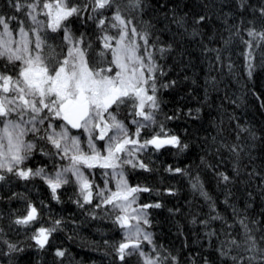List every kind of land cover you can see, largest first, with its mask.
Returning a JSON list of instances; mask_svg holds the SVG:
<instances>
[{"label": "snow or ice", "instance_id": "6c2138e0", "mask_svg": "<svg viewBox=\"0 0 264 264\" xmlns=\"http://www.w3.org/2000/svg\"><path fill=\"white\" fill-rule=\"evenodd\" d=\"M234 3L240 25L232 28L237 46H244L240 55L251 78L257 57L264 68V0ZM6 6L12 11L0 12V190L16 181L35 188L39 180L56 204L71 191L69 200L82 214L110 221L119 233L118 240L103 242L110 264H179L151 231L150 210L163 205L147 201L163 193L147 180L129 181L138 170L157 171L150 165L164 150L175 149L177 155L190 147L166 123L175 115L159 119L161 93L177 81H165L167 72L159 63L172 45L158 47L150 30L139 27L144 0H6ZM209 6L214 0L205 8ZM186 16L174 17L178 27L184 28ZM210 19L205 13L195 23ZM199 34L192 29V37ZM232 43L230 36L222 49L205 48L216 53L214 59L223 67L222 52ZM227 68L233 71L231 63ZM210 83L206 81V95ZM237 129V140L240 132L249 131ZM220 147L239 155V144ZM164 171L189 177L192 190L210 199L200 177L190 176L187 168L169 165ZM218 175L230 181L224 172ZM143 194H149L146 200ZM9 199L24 201L11 211L9 227L23 229L33 242L29 247L43 251L51 247L54 234L65 230L66 219L57 217L45 200L34 203L23 193ZM232 214L239 212L233 208ZM211 221H221L219 229L205 233L224 237L215 247L220 264H264V235L257 241L245 219L228 224L224 217L210 215L201 223L208 228ZM0 246V257L9 256L10 264L12 254L26 250L8 239L3 227ZM66 251L57 247L54 256L63 258Z\"/></svg>", "mask_w": 264, "mask_h": 264}, {"label": "trees", "instance_id": "16d2710c", "mask_svg": "<svg viewBox=\"0 0 264 264\" xmlns=\"http://www.w3.org/2000/svg\"><path fill=\"white\" fill-rule=\"evenodd\" d=\"M0 3L3 5L0 11L9 8L6 0H0ZM209 3L210 0H144L145 7L138 17L139 27L150 30L151 39L158 47L172 45V50L159 63L167 72L163 79L176 80L177 84L161 93L159 119L175 115L176 119L166 123L190 147L177 155L172 154L175 149L164 150L150 165L157 171L145 173L138 170L130 175L129 181L147 180L163 193L147 201L163 205L160 209L150 210L151 231L160 245L178 257L179 264H205V258L209 264H220L215 247L224 237L220 235L217 239L205 233L219 229L221 221H211L208 228L201 223L210 215H220L228 224L245 219L257 241L264 235V223H253L264 222V108L261 107L264 102V68L257 57L253 61L256 65L253 76H247L244 57L240 55L244 46H237L235 29L232 28L240 25L234 0H214V6L205 8ZM205 13L211 19L197 25L195 20ZM185 14L184 28L178 27L174 17ZM193 28L200 33L196 37L191 36ZM230 36L233 43L222 52L221 67L214 59L216 53L207 51L205 46L222 49L223 41ZM245 39H248L246 35ZM229 63L233 65L232 72L227 68ZM206 81L212 82L207 85V95ZM256 95L262 99L258 101ZM237 125L249 130L240 132L239 140ZM249 133H255L258 139H252ZM213 137H216L215 141ZM221 144H239V155L221 148ZM169 165L187 168L190 176L198 175L210 199L192 190L189 177L164 171ZM219 172L228 175L230 181L221 180ZM25 183L16 181L0 190V213L3 214L0 227L4 228L9 240L26 249L23 253L12 254L11 264H110V258L105 255L109 249L103 242L120 238L110 221L82 214V210L69 200L71 191L61 197L63 203L56 204L50 200L41 181L34 182L35 188L32 183L25 187ZM169 189L175 194L169 195ZM14 193H23L34 203L43 199L57 217L66 219L65 230L54 234L51 247L43 251L29 247L33 242L25 231L16 226L9 227L11 211L20 209L24 203L9 199ZM148 195L143 194L142 199L146 200ZM210 205L214 206V211ZM233 208L239 212L238 216H233ZM169 209L173 212L170 213ZM193 219L196 223L192 222ZM57 247L67 250L65 257L54 256ZM0 264H10V257H0Z\"/></svg>", "mask_w": 264, "mask_h": 264}, {"label": "rangeland", "instance_id": "374dc122", "mask_svg": "<svg viewBox=\"0 0 264 264\" xmlns=\"http://www.w3.org/2000/svg\"><path fill=\"white\" fill-rule=\"evenodd\" d=\"M12 10L10 9V8H5V10L3 9V10H1L0 12H5V13H7V12H11Z\"/></svg>", "mask_w": 264, "mask_h": 264}, {"label": "bare ground", "instance_id": "6f19581e", "mask_svg": "<svg viewBox=\"0 0 264 264\" xmlns=\"http://www.w3.org/2000/svg\"><path fill=\"white\" fill-rule=\"evenodd\" d=\"M3 5H2V3H0V8L2 7ZM162 92H164V91H162ZM168 127H169V125H168ZM170 128V127H169Z\"/></svg>", "mask_w": 264, "mask_h": 264}]
</instances>
